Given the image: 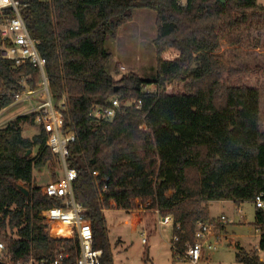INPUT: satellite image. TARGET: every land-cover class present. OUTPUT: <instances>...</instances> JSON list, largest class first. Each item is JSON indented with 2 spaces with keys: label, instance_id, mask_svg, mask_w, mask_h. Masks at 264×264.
<instances>
[{
  "label": "trees",
  "instance_id": "1",
  "mask_svg": "<svg viewBox=\"0 0 264 264\" xmlns=\"http://www.w3.org/2000/svg\"><path fill=\"white\" fill-rule=\"evenodd\" d=\"M20 1L47 62L53 104L65 119L63 134L76 138L68 159L78 172L73 191L91 224L94 246L103 251L102 264H114L107 210H158L181 225L183 242H192L196 225L210 218L209 203L239 206L264 198L261 92L241 82L264 69L227 66L218 58L225 38L231 45H241L245 32L262 38L264 7L256 0ZM136 9L156 13L153 82L133 73L115 80L107 71L106 42L133 20ZM37 75L32 66L15 67L0 56V111L16 102L15 92L26 91L22 85L33 89ZM178 84L181 91L175 90ZM152 85L157 92L150 91ZM113 98L132 105L111 120L90 116ZM28 120L17 117L0 129V240L17 259L51 258L65 250L74 263L76 242L65 246L44 231L49 222L41 213L61 202L34 184V170L55 157L43 126L32 139L23 136ZM29 150L36 155L27 156ZM253 225L264 252V209L256 208ZM259 251L238 248L236 260L264 264Z\"/></svg>",
  "mask_w": 264,
  "mask_h": 264
},
{
  "label": "rangeland",
  "instance_id": "2",
  "mask_svg": "<svg viewBox=\"0 0 264 264\" xmlns=\"http://www.w3.org/2000/svg\"><path fill=\"white\" fill-rule=\"evenodd\" d=\"M256 1L264 7V0ZM245 34L246 38L241 45H231L230 38H225L218 55L219 60L227 66L252 65L264 69V33L260 39L255 31L245 32ZM156 37V13L149 9L134 10L133 20L119 28L115 39L109 38L106 42V50L111 54V60L107 65L108 73L115 80H120L123 76L133 73L144 80L155 81L157 62L154 40ZM40 82L41 79L37 75L35 76V87L33 89L26 87L31 91L39 92ZM241 82L256 85L260 89L264 131V71L258 76L243 79ZM175 90L181 91L182 85H176ZM150 91L157 92V86L152 85ZM38 104V100H33L32 104L16 101L1 110L0 129L5 128L17 117H27L29 120L23 124L22 134L32 139L39 134L41 127L31 121L34 115L33 107ZM35 155L36 150L31 156ZM62 175L61 164L55 158L46 167L34 170V184L42 187L50 182L58 181ZM132 211L139 212L137 209ZM141 212V215L154 217V213L150 210ZM255 215L254 202H245L239 206L231 201L210 203L208 222L213 224L217 222L213 230L212 242L217 241L218 244L216 250L206 249L203 259L198 264H240L236 260L238 248L246 252L259 251L260 234L253 225ZM105 216L114 264H193L173 255L171 244L174 227L172 225L160 228L157 226L153 231L147 229V236L144 238L142 232L146 228L143 227L138 231L132 230L131 224L126 223V220H130L131 217L127 212L114 208L105 211ZM222 216L226 218L224 223L219 222ZM119 237H122L123 243L118 245ZM259 255L264 261V252L259 251Z\"/></svg>",
  "mask_w": 264,
  "mask_h": 264
},
{
  "label": "built area",
  "instance_id": "3",
  "mask_svg": "<svg viewBox=\"0 0 264 264\" xmlns=\"http://www.w3.org/2000/svg\"><path fill=\"white\" fill-rule=\"evenodd\" d=\"M186 1L179 0L183 5ZM25 7L26 5L20 0H0V56L13 63L15 67L32 66L37 70L41 79L39 92L31 91L22 85L26 91L15 92L14 97L17 102L25 101L32 104L33 100L39 101V104L33 107L34 115H36L35 122L47 130L49 134L47 145L60 162L63 171L58 181L45 185L47 195L59 200L61 205L41 213V217L49 222L44 231L51 239L63 240L65 246L71 241L76 242V256L74 263H71L73 254L60 250L51 258L32 256L28 260H21L10 253L5 242L0 240V264H102L103 251L95 248L91 224L86 219L83 205L76 201L73 191V182L77 179L78 172L70 167L68 159L70 145L76 141V138L74 135L63 134L65 119L62 112L53 104L46 74L47 62L40 54V41L31 34L25 21L23 16ZM131 105L132 103H122L118 98H113L110 106L94 107L90 116L94 119L111 120L117 112L123 110V107ZM137 105V108H140L141 103ZM103 191H106V188ZM254 203L256 208L264 209L263 195H258ZM152 212L158 227L167 225L174 227L171 244L174 256L198 264L203 259L206 249L210 251L217 249L218 242H212L216 221L214 224L208 221L198 223L194 232V240L183 242L178 234L182 230L181 225L175 222L173 216H162L158 210ZM225 221L224 216L219 220L221 223ZM142 236L144 238L147 236L146 230H143ZM143 241L146 242V240Z\"/></svg>",
  "mask_w": 264,
  "mask_h": 264
},
{
  "label": "crops",
  "instance_id": "4",
  "mask_svg": "<svg viewBox=\"0 0 264 264\" xmlns=\"http://www.w3.org/2000/svg\"><path fill=\"white\" fill-rule=\"evenodd\" d=\"M218 202H227V201H218ZM125 212H127L128 214L131 215L130 220H126V223H130L132 226V230H134V231H138L139 229H141L143 227L146 228V231H147V229H150L151 231H153L158 226L156 221H155V215L152 218V217H147V216L141 215V213H142L141 211H139V212L125 211ZM167 226H169V225H167ZM167 226H163V227H167ZM122 243H123L122 237H119V239L117 240V244L119 245Z\"/></svg>",
  "mask_w": 264,
  "mask_h": 264
},
{
  "label": "water",
  "instance_id": "5",
  "mask_svg": "<svg viewBox=\"0 0 264 264\" xmlns=\"http://www.w3.org/2000/svg\"><path fill=\"white\" fill-rule=\"evenodd\" d=\"M44 2H48L49 0H43ZM221 4H225V0H218ZM32 154V150H29L27 153V156ZM18 189L21 190L23 193H25L26 195H28V189L25 188L24 186H22L21 184L18 185Z\"/></svg>",
  "mask_w": 264,
  "mask_h": 264
}]
</instances>
